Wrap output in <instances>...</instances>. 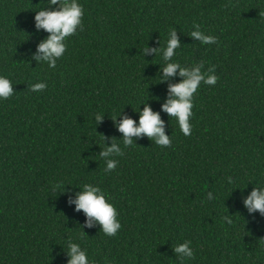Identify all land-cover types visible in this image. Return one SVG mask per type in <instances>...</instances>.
<instances>
[{"label": "trees", "instance_id": "1", "mask_svg": "<svg viewBox=\"0 0 264 264\" xmlns=\"http://www.w3.org/2000/svg\"><path fill=\"white\" fill-rule=\"evenodd\" d=\"M77 2L83 31L49 68L33 58L49 35L35 15L58 5L0 0V76L14 88L0 99V264H68L69 241L89 264H264V215L244 205L264 188V0ZM194 24L218 42L190 36ZM173 28L180 47L165 61ZM201 61L219 79L201 81L185 136L162 107L184 77L178 68L160 81L162 69ZM38 82L47 87L31 91ZM144 103L160 114L171 147L146 135L124 147L117 124L129 116L138 125ZM113 140L124 154L109 157L117 167L105 172L99 154ZM86 183L115 206V236L76 210ZM186 240L194 259L173 251Z\"/></svg>", "mask_w": 264, "mask_h": 264}, {"label": "clouds", "instance_id": "2", "mask_svg": "<svg viewBox=\"0 0 264 264\" xmlns=\"http://www.w3.org/2000/svg\"><path fill=\"white\" fill-rule=\"evenodd\" d=\"M49 4L58 5V8L54 10L42 8L35 15L36 28L44 29L49 35L38 45L37 54L33 58L37 63L47 62L49 68H55L57 59L62 57L66 51L65 39L74 35L77 28L83 31L82 17L84 10L77 0H49ZM194 28L196 30L192 31L190 36L201 43L212 44L218 42L215 36L205 35L201 32L199 30V24H194ZM176 32L175 28L171 30L166 48L162 52L163 60L165 61H171L175 55V50L180 47V41ZM149 51L157 54L160 49H149L148 47L143 49V53ZM203 66V61L191 69L181 67L179 63L171 62L167 63L162 69L164 75L161 76L160 81L166 79L168 76L175 75L178 68L179 75L184 77L179 83L169 85V98L162 107L170 117L177 119L180 131L185 136L192 134L190 117L193 115V96L200 86L201 81L207 85L214 86L219 79L214 74V65L208 69L207 75L201 71ZM29 87L33 92H41L47 87V84L38 82ZM13 94L14 88L12 82L7 77L0 76V99L7 100ZM139 113L138 125L129 116H124L117 124L119 131L123 133L124 147L131 146L133 144V137H139L141 135H146L151 141H155L161 147H171L172 141L170 135H166L164 132V121L161 119L160 114L154 112L147 103H144V107ZM112 118L115 120L117 117ZM101 119L102 115L97 114L95 116L96 123ZM103 139L105 140L106 137L103 136ZM123 154L122 148L114 140L110 146L104 147L99 154L106 161L104 171L111 172L117 167L118 162L115 159H109V157L115 155L122 156ZM228 182H233L231 177L228 178ZM213 198V194L208 193V199L212 200ZM72 202L70 199L69 203ZM74 203L77 211L83 210L86 214L88 218L86 224L88 227H92L94 222H98L101 225L103 233L107 236H115L122 227L116 218L118 213L115 206L108 202L105 193L99 186L84 184L82 191L76 194ZM244 205L249 212L258 210L261 215H264V188L254 187L250 195L244 200ZM224 219L228 223H232L230 217L226 216ZM190 244L191 241L186 240L184 243L173 247V251L181 260L186 257L194 259L195 254L189 246ZM68 254L70 256L68 264H89L86 252L77 243L69 241Z\"/></svg>", "mask_w": 264, "mask_h": 264}]
</instances>
